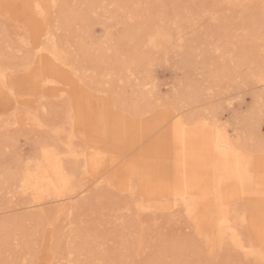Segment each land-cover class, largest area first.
Returning <instances> with one entry per match:
<instances>
[{"label": "rangeland", "instance_id": "374dc122", "mask_svg": "<svg viewBox=\"0 0 264 264\" xmlns=\"http://www.w3.org/2000/svg\"><path fill=\"white\" fill-rule=\"evenodd\" d=\"M224 1L0 0V264H264V0ZM50 38L60 63L40 52ZM107 113L141 135L114 148ZM169 113L221 126L257 171L261 196L226 201L252 253L213 228L223 189L172 207L167 158H147L162 130L146 132ZM43 144L104 162L79 160L69 199L36 202L16 176Z\"/></svg>", "mask_w": 264, "mask_h": 264}, {"label": "bare ground", "instance_id": "6f19581e", "mask_svg": "<svg viewBox=\"0 0 264 264\" xmlns=\"http://www.w3.org/2000/svg\"><path fill=\"white\" fill-rule=\"evenodd\" d=\"M35 10L37 15L43 13V10L38 6L35 7ZM47 43V48L40 50V52L43 51L47 53L52 61L60 63L59 50L57 51L53 38L48 39ZM3 76L4 75L0 71L1 82H4ZM203 119L202 123L196 124L197 126H190V122H185V119L184 121L174 119L173 113H169L157 119L154 125L150 124L151 126H147L146 128V132L148 133L152 130H162L159 135L157 134L158 136L156 139L153 140L151 151H149L147 158H167L165 164L161 163V165H158L160 168L157 167L159 168V172H162V175L168 173L173 174L174 196L176 195L178 200L173 201L172 207L181 205L186 211H189L191 208L195 207L194 199L204 197L202 193H208L205 189L209 185H215L216 188L223 189L218 212L210 219L213 223V228L217 230L218 239L221 242L227 238L232 246L234 245L238 249L244 251L243 253L250 254L254 250H252L253 248L249 244H241L239 235L235 229L237 224L234 226L231 223V218L229 219L228 217L230 216L228 215L230 214V207L228 211L226 201L235 194H240L241 197L251 196V198L252 195L254 197L255 195L261 196V192L258 190L259 180L256 181L254 178V174L258 175V173L255 169L252 170L250 168L251 166L248 165L247 161H245L242 154L238 151L240 148H237L235 145L237 142H234L235 144L232 143L221 126L211 124L209 127L207 126L208 123L206 124V120ZM105 125L109 130L110 139L114 148L128 144L129 141L131 142L134 138L137 139L138 137L136 135L143 129L142 126H137L135 122H126L115 113H110L109 116L108 113L106 114ZM56 133L57 131L55 130V134ZM49 144L40 145L35 159L25 165L23 163V169H19L22 171L19 172L20 174H17L19 176H16L18 177L16 178L18 179L17 187L20 189L21 193H30L28 196L32 194L36 202L45 199H50V201L51 199H55L57 202H62L69 199L75 188V170L77 169L75 164L79 163V160L82 163L81 167L85 173L97 171L104 162V155L96 146H94L91 151L84 154L76 153L74 151L75 147L74 149L68 147L65 154H59L54 152V149H51L52 146ZM63 159L68 161L72 160V163L70 162V167H67L68 169L65 166L67 164L65 163L64 165ZM254 203L256 207L264 210L263 199L262 202L254 201ZM136 208L139 209L138 207ZM207 213L208 212H206V214ZM233 213L236 214L235 211H233ZM234 216L235 215H233V218ZM234 221L233 223H235ZM205 222H207V220H205ZM216 230L212 231L216 232ZM208 232H205L206 235ZM224 244L227 243H223L222 245ZM253 256L254 254H252V257ZM256 258H258V256H256ZM261 261H263V259H261Z\"/></svg>", "mask_w": 264, "mask_h": 264}]
</instances>
